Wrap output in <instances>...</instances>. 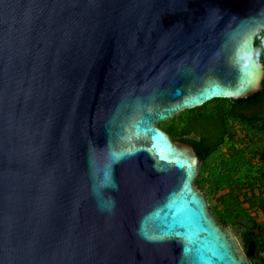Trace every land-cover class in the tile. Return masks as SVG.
<instances>
[{"label":"water","instance_id":"1","mask_svg":"<svg viewBox=\"0 0 264 264\" xmlns=\"http://www.w3.org/2000/svg\"><path fill=\"white\" fill-rule=\"evenodd\" d=\"M264 0H0V264H252L160 123L262 89Z\"/></svg>","mask_w":264,"mask_h":264},{"label":"trees","instance_id":"2","mask_svg":"<svg viewBox=\"0 0 264 264\" xmlns=\"http://www.w3.org/2000/svg\"><path fill=\"white\" fill-rule=\"evenodd\" d=\"M255 45L264 63V30ZM161 125L174 139L195 146L203 159L197 186L218 198L213 211L246 251L254 241L252 264H264V80L252 96L217 97Z\"/></svg>","mask_w":264,"mask_h":264},{"label":"rangeland","instance_id":"3","mask_svg":"<svg viewBox=\"0 0 264 264\" xmlns=\"http://www.w3.org/2000/svg\"><path fill=\"white\" fill-rule=\"evenodd\" d=\"M170 121V120H169ZM169 121H166V122H169ZM166 122H161V123H166ZM161 123H160V125H161ZM162 126V125H161ZM163 127V126H162ZM164 128V127H163ZM204 190V191H203ZM203 192L207 195V197H208V200H209V203H210V206L212 205V204H214V203H217L218 202V198L217 197H214L213 195H212V193L209 191V189L207 188V187H204L203 188Z\"/></svg>","mask_w":264,"mask_h":264},{"label":"built area","instance_id":"4","mask_svg":"<svg viewBox=\"0 0 264 264\" xmlns=\"http://www.w3.org/2000/svg\"><path fill=\"white\" fill-rule=\"evenodd\" d=\"M262 220L264 221V213L262 214Z\"/></svg>","mask_w":264,"mask_h":264}]
</instances>
